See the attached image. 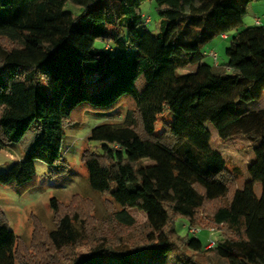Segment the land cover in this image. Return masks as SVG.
I'll return each instance as SVG.
<instances>
[{
    "label": "trees",
    "instance_id": "trees-1",
    "mask_svg": "<svg viewBox=\"0 0 264 264\" xmlns=\"http://www.w3.org/2000/svg\"><path fill=\"white\" fill-rule=\"evenodd\" d=\"M144 1L0 0V150L32 137L0 182L20 193L34 182L36 160L49 166V177L64 176L72 111L126 100L119 119L91 128L87 139L100 152L84 150L82 162L118 226L135 228L131 209L146 214L133 242L118 243L93 239L83 218L61 214L46 233L51 251L31 259L0 210V264H264V25L232 34L224 64L203 60L205 46L239 27L257 0H153L157 32L146 27ZM67 2L82 12L66 10ZM187 66L195 68L178 72ZM164 111L172 119L157 133ZM210 125L221 141L249 142L253 160L242 188L235 185L240 166L228 167L213 147ZM50 206L58 212L55 198ZM176 217L215 227L219 238L206 247L180 235ZM86 239V251L76 253Z\"/></svg>",
    "mask_w": 264,
    "mask_h": 264
},
{
    "label": "rangeland",
    "instance_id": "rangeland-1",
    "mask_svg": "<svg viewBox=\"0 0 264 264\" xmlns=\"http://www.w3.org/2000/svg\"><path fill=\"white\" fill-rule=\"evenodd\" d=\"M65 9L75 15L80 14L83 10L82 7L72 2H67ZM141 9L143 15L146 16L145 19H148L147 29L157 32L159 16L154 1H144ZM254 16L261 18V24L264 25V0L253 1L249 4L248 10L242 19V24L229 31L227 39L221 40L219 36L213 39L217 44L214 51L217 53V62L220 65L224 64L227 59L225 47L228 45L230 36L238 30L252 25L251 19ZM210 45L208 43L205 50ZM203 60L213 65L214 61L210 55H205ZM191 71L192 66L179 70L180 74ZM127 105L128 101L126 100L116 107H94L88 103H82L72 111L71 121L64 128L65 136L62 142V155L69 167L68 173L64 176L60 178L49 177V166L36 160L34 182L20 193L12 186L0 182V210L3 212L10 228L19 238V251H22L31 259H37L41 255L49 253L51 250L46 245V233L55 227L57 217L65 213H76L78 218H83L87 230H91L93 239L95 235L101 234L113 243L120 242L119 237L133 242L132 240L142 231L146 214L137 209L130 210L136 219L135 228L126 230L113 221L111 218L113 205L109 203V197L90 188L87 181V170L82 162L84 150L93 153L100 152L99 143L87 139L91 128L108 119H119L120 114L124 113ZM260 105L264 107V95L261 98ZM171 119L172 115L168 111L160 114L156 123V132L163 130L164 123L170 122ZM209 128L212 131V145L227 159V166L229 167L230 164L240 166L242 173L236 178L235 185L236 188H242L243 183L249 178L247 165L253 160V152L249 142L243 137H232L227 141H221L217 137L215 129L211 125ZM31 139V135L27 134L21 142L0 150V172L25 156ZM144 162L146 164L150 163L147 160H144ZM254 191L257 196L260 195L261 186L259 182L254 183ZM51 198L57 200V213H54L50 206ZM205 213L202 215L203 218L208 217L206 220H209V213H206L208 216ZM191 228H197L199 231L191 232ZM175 229L180 235L188 233L190 236H197L206 244L209 240L215 241L219 238V231L215 227L206 228L199 221L189 224L182 217L175 218ZM87 247L86 239L74 251L82 254Z\"/></svg>",
    "mask_w": 264,
    "mask_h": 264
},
{
    "label": "built area",
    "instance_id": "built-area-1",
    "mask_svg": "<svg viewBox=\"0 0 264 264\" xmlns=\"http://www.w3.org/2000/svg\"><path fill=\"white\" fill-rule=\"evenodd\" d=\"M144 21H145V23H147L148 22V19H145ZM256 23L257 24L259 23V19L258 18H256ZM205 55H210L213 58L214 63L215 64L218 63L217 62V53L214 51V49H210L208 51H205ZM190 231L191 232H197V231H199V229H197V228L196 229L195 228H191ZM213 244H214V241L213 240H209V242L206 244V247H210Z\"/></svg>",
    "mask_w": 264,
    "mask_h": 264
},
{
    "label": "crops",
    "instance_id": "crops-1",
    "mask_svg": "<svg viewBox=\"0 0 264 264\" xmlns=\"http://www.w3.org/2000/svg\"><path fill=\"white\" fill-rule=\"evenodd\" d=\"M258 16H254L253 17V19H251V21L253 22V24L252 25H256L257 23H256V18H257ZM259 18V17H258ZM260 19V21H259V24H261V22H262V20H261V18H259ZM251 26V25H250ZM229 36H228V33H225V34H222V35H220L219 36V38L221 39V40H225V39H227ZM214 43V44H213ZM209 44H211L210 46H208V49L206 50V51H208V50H210V49H214V47H216L217 46V44H216V42L214 41V40H212L211 42H209ZM208 45V44H207ZM206 49V48H205ZM212 60H213V58H212ZM214 61V60H213ZM206 62V61H205ZM208 63V62H207ZM217 64H220L219 62L217 63ZM217 64H215L214 62H213V65H217ZM195 67L194 66H192V70L194 69ZM181 69H183V68H181ZM180 70V69H179ZM179 70H178V72H179Z\"/></svg>",
    "mask_w": 264,
    "mask_h": 264
}]
</instances>
